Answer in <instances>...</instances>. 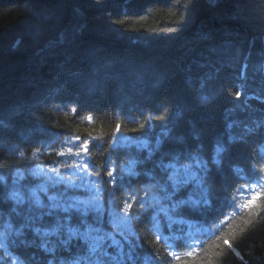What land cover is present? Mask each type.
Here are the masks:
<instances>
[{
  "label": "trees",
  "instance_id": "1",
  "mask_svg": "<svg viewBox=\"0 0 264 264\" xmlns=\"http://www.w3.org/2000/svg\"><path fill=\"white\" fill-rule=\"evenodd\" d=\"M77 138L87 155H55ZM66 159L79 165L66 180L91 182L72 194L106 209L71 224L111 255L115 239L147 264H264V212L243 207L264 192V0H0V264L86 255L63 231L22 227L27 205L8 198L14 181L34 189ZM193 173L213 193L204 212L179 203L199 198L200 181L178 183Z\"/></svg>",
  "mask_w": 264,
  "mask_h": 264
},
{
  "label": "snow or ice",
  "instance_id": "2",
  "mask_svg": "<svg viewBox=\"0 0 264 264\" xmlns=\"http://www.w3.org/2000/svg\"><path fill=\"white\" fill-rule=\"evenodd\" d=\"M75 111V109H74ZM119 128V125L117 126ZM166 134V133H165ZM90 151V142L88 140H81L77 138V144L72 148L65 149L63 151L56 152L55 155L57 157L67 156V157H76L79 159L80 157L87 155ZM223 151L222 148L217 149V156L219 153ZM23 155V153H21ZM133 164L138 163V161L133 160ZM212 163L218 164L219 160L215 157L213 158ZM63 167L65 169H69L67 172H61L60 168ZM85 167L87 168V162H85ZM157 167L161 169H167L173 167L171 164H164L163 161H160L157 164ZM196 167L198 169L207 171V165L197 160ZM72 169H76V171H72ZM94 170V169H93ZM51 171L57 173L56 176H48L47 180L38 185L34 189H24L16 186V182L14 181V186L11 191L8 193V198L15 201L16 205H27L26 212L23 216L24 224L22 227L28 228L30 227L33 232L42 237L47 236H59L63 231L67 239H63L60 241L61 244L67 245L73 239L83 241L84 245L87 248L86 255L78 257L76 260L71 262L68 261H60V264H142V261L147 264V257L142 256L139 252L138 245L132 240H126L124 243H120L119 241L113 239L112 243L108 245V248L116 247L119 251L116 255H111L107 248L103 247L102 240L103 238L94 237L91 235V229L85 228L83 232L78 227H74L71 224V220L73 217V213H78L81 216V223L86 224L87 221L84 217L87 216L88 212L91 210H95L98 214L102 215L106 209L102 206L97 205L94 202V198H89L86 200H81L79 197L72 194L73 190L83 189L85 191L89 190V184L91 183L88 180H85L82 176L80 177V182L76 183L73 181L66 180V176H77L79 171V165L76 163H69V160L66 159L64 161H57V167H53ZM105 172L107 177L113 178L110 181H106V183H112L113 187L116 186V182L114 179V170L108 169L105 167ZM87 175H92V172H87ZM130 176H136L138 173L130 171ZM2 179V177H0ZM198 180L200 181V195L197 199H191L187 201H180L181 205L187 204L190 205L194 210L199 212H204L213 207V193L210 187L205 186L204 182L200 180L199 177L193 173L191 176H185L182 181H178V183H188V181ZM59 188L61 189L58 194L48 195L47 203H45L38 193L44 192L47 193L49 188ZM3 195V193H0ZM227 201V197L225 198ZM228 206L231 207V202L227 201ZM125 209H130V204H125ZM145 204H141V208H145ZM245 209L248 210L249 213L254 211L256 212H264V192L253 193L250 200L246 201L243 205ZM13 211H16L13 208ZM125 215H129L126 211ZM45 217L52 218L54 223L50 227H42ZM99 218V216L97 217ZM222 222V221H221ZM189 226L195 224L197 227L200 222L189 221ZM217 220L209 221L206 225L208 231H211V225L216 224ZM215 234V233H213ZM202 236H207V232L202 231L200 233ZM217 240H220L224 246L229 249L233 248L232 241L227 237L217 236ZM220 245H217L219 247ZM125 248L127 249L125 251ZM49 251H54V249H48ZM191 255V253H189ZM49 264H52V261H49Z\"/></svg>",
  "mask_w": 264,
  "mask_h": 264
}]
</instances>
